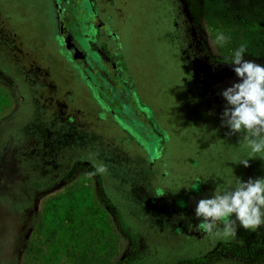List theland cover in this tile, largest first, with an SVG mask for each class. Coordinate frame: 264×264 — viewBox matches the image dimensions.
Listing matches in <instances>:
<instances>
[{"label": "rangeland", "instance_id": "1", "mask_svg": "<svg viewBox=\"0 0 264 264\" xmlns=\"http://www.w3.org/2000/svg\"><path fill=\"white\" fill-rule=\"evenodd\" d=\"M211 2L232 15L210 22ZM96 3L0 0V264H264V227L221 239L195 216L235 177L264 178L260 154L234 162L249 158L244 133L221 127L232 34L247 21L264 32V0ZM62 25L104 51L116 32L123 76L75 57ZM255 46L245 59L264 65V38Z\"/></svg>", "mask_w": 264, "mask_h": 264}, {"label": "clouds", "instance_id": "2", "mask_svg": "<svg viewBox=\"0 0 264 264\" xmlns=\"http://www.w3.org/2000/svg\"><path fill=\"white\" fill-rule=\"evenodd\" d=\"M223 33L216 35L218 45L227 42ZM247 48L241 45L231 57L232 70L238 81L222 90L226 106L221 115V127L228 135L244 133L241 143L250 149L249 158L239 159L249 167V159H264V65L245 59ZM107 165H95V174L106 175ZM197 189V185L192 187ZM200 221L198 230L221 239H236L238 225L256 231L264 227V178H249L246 182L235 177L234 183L223 189L216 188L210 198H202L195 208Z\"/></svg>", "mask_w": 264, "mask_h": 264}, {"label": "trees", "instance_id": "3", "mask_svg": "<svg viewBox=\"0 0 264 264\" xmlns=\"http://www.w3.org/2000/svg\"><path fill=\"white\" fill-rule=\"evenodd\" d=\"M214 5H218L220 6L219 8L214 7ZM223 7H225L224 5H222L221 3H209L206 6V9L208 10V14L207 17L210 20V22L218 17H229L232 14L225 12L223 10ZM63 10V7H62ZM221 10V11H219ZM64 19V18H63ZM63 22V20H62ZM63 29V35H64V39L67 37V39H69L71 41V49L70 51L73 52V48H75V53L73 52V55L75 57H77L78 59H84L86 58V55H84V52H88L89 53L93 50L91 48H93L91 45L89 46H85L84 44H79L77 38L74 37V35H72L71 33L75 30V29H71V31L69 32V30L67 29V26H61ZM262 25L257 23V22H252V21H247L245 23H243V25L239 26L234 33L232 34L231 37V43H230V49H238L242 44L246 46V48L248 49H253L256 48L255 44H257L260 40H262V38H264V32L262 31ZM90 33L85 34L86 38L87 35H89ZM88 39V38H87ZM89 41V40H88ZM118 61V59L116 60ZM86 64L90 65L89 62L87 61ZM123 84V83H122ZM111 92L116 95V97L120 98V113L124 112V109H126V107H128V104H122V102H124L127 97L124 96L122 93H118V88H117V84H116V89L111 90ZM128 100V99H127ZM129 101V100H128ZM122 109V110H121ZM207 260L204 259L202 262H186L184 264H207L206 263Z\"/></svg>", "mask_w": 264, "mask_h": 264}, {"label": "flooded vegetation", "instance_id": "4", "mask_svg": "<svg viewBox=\"0 0 264 264\" xmlns=\"http://www.w3.org/2000/svg\"><path fill=\"white\" fill-rule=\"evenodd\" d=\"M94 3H95V8L97 9L98 7H99V5L96 3L97 1L99 2V0H92ZM62 23V22H61ZM60 32H61V34L63 35V29H62V27H60ZM116 36H117V34H116V32H113L112 34H111V40H113V41H115V39L117 40V43H116V46H114L113 45V47L111 48V50L109 51V50H106V51H104L103 49H100V48H91V49H93L90 53H89V51L88 52H84L85 54L84 55H86V57L88 56V54L90 55V54H94V55H99L100 56V59H102L103 57H105L108 61H110V62H112L111 63V65L115 68V70L113 71V74L117 77V78H119L120 76H123V74H124V67L121 65H119V62L122 60L121 58H123V55H122V50H121V45H122V42L119 40V39H117L116 38ZM64 37V36H63ZM114 49V51L116 52V59L115 60H117V59H120V60H118V61H113V59H112V54H111V52H113L112 50ZM75 51V48H73V52ZM73 52H72V54H73ZM75 53V52H74ZM119 54H121L120 56H119ZM104 65V64H103ZM125 66V65H124ZM86 67L88 68V69H92V66L91 65H88V64H86ZM104 67H105V65H104ZM108 69V67L106 66V69H103L102 67H101V71H105L104 72V76L103 75H101L102 76V79H103V81L104 82H106L107 83V86H110V89L111 90H113V89H116V86H115V81L113 80V79H111L110 78V74L109 73H107V70ZM76 70V69H75ZM78 71V70H77ZM121 79V78H120ZM130 81L132 82V83H134L133 82V76H131L130 78ZM123 83V82H122ZM113 96H115L116 97V95H114L113 94ZM118 135V134H117ZM116 135V136H117ZM120 138V137H119Z\"/></svg>", "mask_w": 264, "mask_h": 264}]
</instances>
